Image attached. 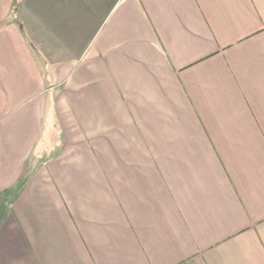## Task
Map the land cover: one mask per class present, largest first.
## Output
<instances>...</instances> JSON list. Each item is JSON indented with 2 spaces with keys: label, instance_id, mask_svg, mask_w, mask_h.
I'll use <instances>...</instances> for the list:
<instances>
[{
  "label": "crops",
  "instance_id": "obj_1",
  "mask_svg": "<svg viewBox=\"0 0 264 264\" xmlns=\"http://www.w3.org/2000/svg\"><path fill=\"white\" fill-rule=\"evenodd\" d=\"M0 264H264V0H0Z\"/></svg>",
  "mask_w": 264,
  "mask_h": 264
}]
</instances>
